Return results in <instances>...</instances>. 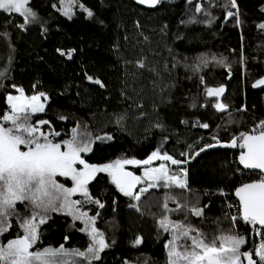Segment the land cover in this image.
I'll return each mask as SVG.
<instances>
[{"label": "trees", "instance_id": "trees-1", "mask_svg": "<svg viewBox=\"0 0 264 264\" xmlns=\"http://www.w3.org/2000/svg\"><path fill=\"white\" fill-rule=\"evenodd\" d=\"M29 4L42 23L25 24L19 13L0 10V116L9 110L6 96L17 88L27 96L44 93V111L30 114V121H49L42 130L59 132L49 137L54 142L69 139L77 124L86 127L94 140L92 150L81 154L88 163L146 160L159 150L184 163L154 159L151 165L164 164L170 175L187 172L186 189L164 187L161 181L139 200L134 191L132 197L119 192L107 173L97 174L88 189L104 207L86 198L78 207L96 216L95 226L108 245L99 259L73 254L86 251L91 240L82 220L66 210L46 214L30 251L63 245L68 254L60 255L67 259L62 264H169L165 245L182 229L166 231L160 224L166 218L209 238L238 234L246 241L241 252L254 253L257 225L240 218L233 190L259 174L238 165L240 148L216 146L195 153L217 140L229 142L264 120V88L253 87L264 74V29L259 27L264 0H236V8L230 0H160L152 7L135 0ZM228 11L238 12V18L228 17ZM221 86L219 97L206 94L207 88ZM218 102L226 110L218 111ZM205 123L208 128L199 126ZM107 136L112 139H95ZM141 166L124 167L137 175ZM56 179L72 186L65 177ZM26 204L17 202L18 215L9 216L11 228L0 235V245L23 233L20 218L30 215ZM192 207L202 208L203 215H192ZM232 216H237L235 223Z\"/></svg>", "mask_w": 264, "mask_h": 264}, {"label": "snow or ice", "instance_id": "snow-or-ice-1", "mask_svg": "<svg viewBox=\"0 0 264 264\" xmlns=\"http://www.w3.org/2000/svg\"><path fill=\"white\" fill-rule=\"evenodd\" d=\"M141 4L155 6L160 0H138ZM29 0H0V9L8 12L19 13L28 23L29 17H35V13L28 7ZM230 5L236 8V0H230ZM83 8V5H81ZM88 17L93 16V12L87 8ZM201 10L199 6L196 9ZM67 15V12L65 13ZM228 17L237 16L238 12H227ZM237 23L239 20L237 19ZM24 25H21L23 27ZM259 27L264 29V23ZM59 51V49H58ZM65 53L61 52V55ZM69 58L71 53H68ZM223 63V61H220ZM141 67L143 65L141 64ZM89 80L92 77H88ZM203 80V78H201ZM96 84L103 85L99 80ZM264 85V78L258 79L253 87ZM19 96L7 97L9 110L0 116V235L11 228L8 223L9 216L18 215L16 213L17 202L25 203L30 211V215L20 218V227L23 233L14 239L7 240L6 244L0 245V262L2 264H62L55 258L61 254L67 255V250L61 245L59 248H45L43 251H30L39 239V225L46 223L48 212H58L66 210L74 220H83L91 227L92 243L86 251L73 250V254L79 257L99 259V252L108 247L103 239V234L95 227L96 216H88L87 212L81 211L80 200H73L76 194H81L87 201L97 204L100 208L104 205L93 199L89 193L88 185L99 173H107L111 178V183L116 186L119 192L125 196L132 197L133 190L143 179H151L154 183L148 185L149 188L156 187L158 182H163L164 187L176 186L180 189L187 188V172L182 169L183 177L179 174H169L168 168L161 164L154 169H146L144 178L134 175L125 169V165H148L154 159L171 161L173 165H180L184 161L174 159L168 153L159 150L153 151L146 160H136L119 158L105 164H90L83 157L82 153L92 150L94 140L87 132L86 127L81 130L77 124L71 129L69 139L54 142L49 137H59L57 131H44L43 126L49 125V121L40 120L37 123L30 121V114L44 111V104L40 102L41 96L34 95L26 97L22 89H19ZM224 92L223 86L219 88H207L206 94L210 97H219ZM218 111L226 110V105L216 103ZM66 119V117H60ZM10 125V126H7ZM202 128H208V124H200ZM111 140V136L96 137V140ZM213 139H216L213 137ZM217 145L228 148H240L239 162L245 169L259 170L264 174V120H261L247 132H240L227 143L217 140V144H208L200 149V152ZM181 155H184L183 153ZM199 155V152L196 153ZM57 177H65L71 181V187L58 182ZM141 188L140 193L147 191ZM140 193L134 199H140ZM223 194V193H222ZM235 195L238 197L240 212L246 223L259 225L264 228V175L251 183H243L236 188ZM181 207H187L182 205ZM167 209V203L164 204ZM192 215L202 216L203 209L192 207ZM99 215V213H97ZM233 223L237 216H232ZM161 227L168 230L170 221H160ZM177 235L169 241L165 247L169 249V264H258L253 259V255L259 257L260 262H264V243L258 250L253 252H241V246L246 243L245 238L238 234H220L209 238L206 234L191 225L180 223L171 224ZM195 233V235H192ZM67 239V238H65ZM183 239L185 243L177 245L176 241ZM140 244V238L135 241ZM181 250H177V248ZM244 258L242 260L241 258Z\"/></svg>", "mask_w": 264, "mask_h": 264}, {"label": "rangeland", "instance_id": "rangeland-1", "mask_svg": "<svg viewBox=\"0 0 264 264\" xmlns=\"http://www.w3.org/2000/svg\"><path fill=\"white\" fill-rule=\"evenodd\" d=\"M29 3H30V0H29ZM28 7H30V4H28ZM31 8V7H30ZM32 9V8H31ZM0 10H3V9H0ZM4 11H6V10H4ZM32 11L35 13V17L33 18V17H29V20H28V23H32V22H38V23H42L40 20H39V18H38V14L36 13V11L34 10V9H32ZM8 12V11H7ZM63 14H65V12H63ZM25 24H27V23H25ZM0 46H2V42L0 41ZM19 89L20 88H17L16 89V91L14 92V93H10V94H8L6 97H8L9 95H11V96H19L20 95V92H19ZM24 93V92H23ZM26 97H31V96H34V95H31V96H27L26 94H24ZM37 95H39V94H37ZM40 102L41 103H43L44 104V102H45V98L43 97V96H41V99H40ZM259 123V122H258ZM258 123H256V124H258ZM255 124V125H256ZM255 125H253V126H251L250 127V129H252ZM249 129V130H250ZM152 164V163H151ZM151 164H148V165H143L142 164V166H141V171H140V173H138L137 174V176H140L142 179L144 178V175H145V170L146 169H154V168H158V167H160V165L161 164H159V165H155V166H153V165H151ZM150 183H154V181H152L151 179H143V182L142 183H140V184H138V187H137V189L136 190H134V193H135V195L137 194V193H140V189L141 188H149L148 187V185L150 184ZM140 194H142V193H140ZM78 196H77V198L76 199H73V200H80V201H85V197L84 196H82L81 194H77ZM80 210L81 211H83L82 210V208H80ZM85 212V211H84ZM82 222H83V224L85 225V228H86V231L88 232V234H89V236H90V240H91V243H92V238H91V235H90V232H91V227L93 226V225H87L86 226V224H85V222L82 220ZM94 227L100 232V233H102L96 226H95V224H94ZM170 229H172V226H170L169 228H168V230H170ZM179 231H182V230H179ZM177 235V233H175V234H172L171 236H170V239L168 240V242L169 241H172L173 239H174V237ZM103 239H104V237H103ZM181 240H183V239H180V240H177L176 241V244L177 245H180V241ZM105 241V240H104ZM183 242H184V240H183ZM262 243H264V241H262V242H260V243H257V245H256V247H255V250H258L259 249V246L262 244ZM167 244V243H166ZM177 250L179 251V250H181L179 247L177 248ZM254 250V251H255ZM169 251V249L167 248V252ZM243 252V251H242ZM56 260H58L59 262H62V261H65V260H67L64 256H59V257H56L55 258ZM242 260H244V258L242 257L241 258ZM257 262H258V260H259V257L258 256H256V259H255ZM262 263H264V262H262ZM178 264H182V261L181 262H178ZM244 264H247V261L246 260H244Z\"/></svg>", "mask_w": 264, "mask_h": 264}, {"label": "water", "instance_id": "water-1", "mask_svg": "<svg viewBox=\"0 0 264 264\" xmlns=\"http://www.w3.org/2000/svg\"><path fill=\"white\" fill-rule=\"evenodd\" d=\"M135 2L136 3H138V4H140V5H143V6H148V7H152V6H150L149 4H147V3H145V4H141V3H139L138 2V0H135ZM262 78H264V74L260 77V78H258V79H262ZM258 79H256L255 81H254V83H253V85L255 84V82L258 80ZM254 88H256V89H263L264 88V85H261V86H258V87H254ZM227 143V142H226ZM217 144V143H216ZM217 146H219V145H217ZM200 151V149L196 152V153H198ZM243 151V150H242ZM195 153V154H196ZM239 155H240V153L237 155V163H238V165L243 169V170H245V171H255V172H257V173H260L259 172V170H251V169H245L244 168V166L242 165V164H240V162H239ZM127 171H130V172H132L134 175H136L133 171H131V170H129V169H126ZM260 174H262V173H260ZM262 175H264V174H262ZM259 179V178H258ZM257 179H253V180H250V181H247V182H244V183H251V182H254V181H256ZM243 184V183H242ZM239 186H241V184L240 185H238L237 187H235V189L233 190V195H234V197L237 199V201H238V204H239V200H238V197H236V195H235V190H236V188H238ZM137 187H138V184L136 185V187H135V189L134 190H136L137 189ZM133 190V191H134ZM239 211H240V205H239ZM240 215H241V212H240ZM257 226H259V225H257ZM260 227V226H259ZM264 229V228H263Z\"/></svg>", "mask_w": 264, "mask_h": 264}, {"label": "built area", "instance_id": "built-area-1", "mask_svg": "<svg viewBox=\"0 0 264 264\" xmlns=\"http://www.w3.org/2000/svg\"><path fill=\"white\" fill-rule=\"evenodd\" d=\"M258 174H259L258 175V178H260V176L262 174H260V173H258ZM255 238H256V241L258 243L264 241V229L263 228L257 226V228L255 229Z\"/></svg>", "mask_w": 264, "mask_h": 264}]
</instances>
